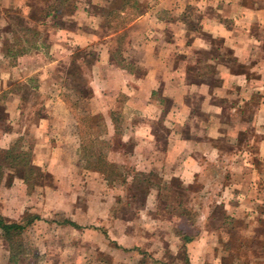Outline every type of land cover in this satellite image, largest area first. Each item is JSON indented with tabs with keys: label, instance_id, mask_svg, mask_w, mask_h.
I'll list each match as a JSON object with an SVG mask.
<instances>
[{
	"label": "crops",
	"instance_id": "1",
	"mask_svg": "<svg viewBox=\"0 0 264 264\" xmlns=\"http://www.w3.org/2000/svg\"><path fill=\"white\" fill-rule=\"evenodd\" d=\"M70 1L67 18L75 28L61 25L53 45L39 40L14 50L0 33V93L9 81L35 90L37 83L29 82L66 71L76 49L92 48L96 59L88 67L89 102L98 103L92 112L103 116L107 139L119 136L117 145L107 147L106 160L122 171L121 189L95 192L92 200L77 202L80 191L71 184L84 176L72 174L76 163L66 153L58 154V140H49L69 133L65 116L50 119L47 111L21 129L16 124L26 100L14 91L4 99L9 128L0 130V149L30 132L38 144L48 145L45 162L39 163L59 168L45 175L57 187H39L41 204L31 198L25 210L40 216L77 214L75 221L86 225L80 211L103 224L97 215L110 213L116 204L106 209L103 197L135 200L132 184L143 176L148 185L137 218L122 219L119 234L107 231L105 246L110 241L121 246L113 263L167 264L168 257L178 262L181 240L188 237L183 257L189 264H264V253L258 250L264 248V0H133L120 11L133 18L126 34L103 27L102 8L112 0H42L45 8L57 3L53 10L49 7L45 21L65 22L61 10ZM31 6L30 0H0V22L9 23L6 11L17 8H26L30 20ZM193 21L198 29L191 27ZM34 57L41 63L32 64ZM50 100L49 95L44 99ZM87 175V182H107L103 171L92 169ZM165 189L171 191L170 204L164 201ZM180 190L187 194L176 202ZM207 200L211 206L204 204ZM216 206L222 221L211 222ZM194 215L203 221L195 222ZM194 223L198 233L193 237L181 224ZM158 229L173 232L165 245L157 239ZM243 247L247 256L239 259ZM144 255L151 262H144ZM8 259L0 241V264Z\"/></svg>",
	"mask_w": 264,
	"mask_h": 264
},
{
	"label": "rangeland",
	"instance_id": "2",
	"mask_svg": "<svg viewBox=\"0 0 264 264\" xmlns=\"http://www.w3.org/2000/svg\"><path fill=\"white\" fill-rule=\"evenodd\" d=\"M41 1L42 0H30V4L32 3L29 14L30 20L26 19V8L12 9L9 10L10 12L2 8L3 11H6V15L9 16V23H5L3 20L0 22V33L5 37L6 46H10L13 49L17 48L18 50L20 46H30L39 42V40L44 43L50 42V44L53 45L57 36V34L54 33L61 25L68 28H75V24L70 22V18H67L72 10L71 1L66 3V7L64 6L61 10L64 12L63 15H66V21L63 23L45 21L44 16L50 11L49 7L51 5L45 8L41 5ZM132 1L133 0H112L108 7L102 8L103 27L113 28L115 31L121 30V33L118 34H126V27L133 18L130 14L127 16L121 15L120 11L124 9L126 3ZM44 4L48 3L44 2ZM56 4L53 2V6H51L50 9L53 10L55 6H57ZM129 9L130 12L133 11V8ZM190 25L192 28L198 29V22H190ZM102 32H106L105 28H103ZM9 56L13 57V54L11 53ZM95 59L96 53L92 48L76 49L71 60V65L66 71H53L50 76L49 72L47 73L49 77L44 78V76H41L37 77L39 80L38 82L37 79L35 82H29L32 85L37 83L35 90L30 89L26 85H22L20 81H9L3 89L4 91L0 93V105L4 107V99L9 96V93L14 91L20 92L22 97L26 100L22 103L23 112L18 119L19 122L16 124L18 125L17 127H21V129L25 127L30 128L32 124L38 121L41 115H47V111L51 113V115H49L50 119H57L58 116L62 119L61 116H65L69 133L62 136L56 135L51 139L49 138V140H58L60 142H56L60 146L58 154L65 156L66 153L69 155V159L72 160L71 163H76L77 167L72 170V174L76 172V174L84 176L83 179H79L81 181L78 183L71 184L72 187L74 186L76 187L75 189L80 191V194L77 195V202L79 203L92 200V194L95 192L111 193L112 191L117 192L121 189L120 177L122 171L114 165H109L110 163L106 160L107 147L112 144L117 145L120 142L119 136L115 134L112 140L107 139L108 132L103 116L98 113L93 114L92 112V110L97 107L98 103L89 102L93 93L89 86L88 67L93 64ZM38 63H41V60L38 57H34L32 59V64ZM55 64L57 65L58 63ZM43 79H45L47 83H43ZM47 95L50 96L51 100L45 103L44 99ZM58 98L61 100H58ZM117 112L118 109L113 113L117 114ZM114 117L116 118V115ZM7 119L8 115L6 113L5 118L0 120V130L9 128ZM116 119L115 123L118 122V117ZM73 132L76 136L73 135ZM17 140L18 142L14 149L15 153L20 151L27 152V159L30 161L29 163L33 165L32 168L27 169L25 173L26 176L30 175L34 177L39 174L52 175V172L55 171L54 173H57L59 171L57 166L48 168L39 163L42 162V164H44L48 145H43L44 143L38 144L35 134L29 132L28 135L25 136V133H23V136L18 137ZM77 143H79L78 147ZM10 147L11 145L8 148ZM75 152L78 153L79 158H77V156L75 157ZM57 155L55 157L56 159ZM98 167L106 168L107 182H98L95 181V179L92 182L85 181L88 171ZM145 180V177L139 176L138 181L132 184L134 185L133 193H135V200L118 199L116 200L117 202H114L111 198L106 200L103 197V201H106L108 204L106 205L108 206L106 209L110 208V204L116 203L115 205H111L110 213H106L105 211L97 215V217L104 222L103 224L98 220L96 222L94 216L92 219V217L89 218V216L85 215L83 212L80 214V211H78V216L79 218L81 216V221L86 225H80L75 221L77 214L51 212L50 214L45 213L42 216L38 215V217L34 219L30 225L26 226L17 237H14V240L22 243L20 249L24 252L18 255V257L32 259L35 258L33 255L37 251L39 257L36 264H115L113 261L117 254H121V250L119 249L121 246L114 245V241H110L109 245L105 246L108 244L106 240L110 238L107 231L111 229V234H119L122 229V219L137 218V211L143 203L145 188L148 185ZM13 181L14 183L12 184ZM11 185L16 188L10 189L9 187H11ZM18 185H23V189H17ZM39 187L43 190L45 187H48L47 190H49V188L54 190L52 188H56L57 184L54 185L53 182L51 183L47 177L44 179L39 178L38 180L33 179L29 181V183H26L23 178L17 176L14 169L5 168L0 184V214L10 221L20 223H24L25 219L28 217L32 218L34 215L37 216V214L27 212L25 209L28 206L27 203L31 201V198H33L31 203L35 202V204H41ZM24 188L27 194L24 193ZM33 191L37 194H33ZM168 193H171V191L165 189L163 191V198H165L164 201L170 204V202H172L170 199L171 194ZM166 194H168V198H166ZM184 194H187V192L183 190L176 192L174 200L176 202H182L184 200ZM29 195L33 196L30 197ZM191 203L195 205L196 208H201V204L196 200ZM204 204H207L206 206H211L208 200L204 201ZM214 210L216 212L215 216L212 214V216H210V221H222V214L219 213L221 210L217 206ZM188 215L190 216V214ZM193 217L195 222L203 221L201 216L194 215ZM215 218L217 220H214ZM66 220L76 224L78 228L71 224H63V221L66 222ZM201 223L202 222H200V224L198 223V225H201ZM194 224L193 227L189 224L181 225L182 229L186 230L185 233L187 232L190 236L194 237L198 233V227L196 223ZM154 232H157V239L162 241V244L168 241L169 238H172L171 233H173L165 229H158ZM169 235H171V237ZM201 237L205 239V232L202 233ZM94 240H96V242ZM0 241L1 245L8 251V243H5V240L2 239L1 236ZM103 242L104 245H101ZM181 242L182 245L180 246L178 255L180 257L179 261L175 262V260H170L171 258L168 257L167 264H185L186 257H183L185 254V241L181 240ZM133 250L136 251V248ZM245 250H247V248L243 247L237 253L239 259L240 256H247ZM258 250L264 253V248H258ZM134 254L138 256L137 252ZM142 258L144 262H151L145 255ZM53 260L55 261L53 262ZM242 264H248V262L244 261Z\"/></svg>",
	"mask_w": 264,
	"mask_h": 264
},
{
	"label": "trees",
	"instance_id": "3",
	"mask_svg": "<svg viewBox=\"0 0 264 264\" xmlns=\"http://www.w3.org/2000/svg\"><path fill=\"white\" fill-rule=\"evenodd\" d=\"M6 116L5 107L3 105H0V120L4 119ZM18 140H15L11 147L8 149H0V184L2 182V178L4 175V169L5 168H12L14 169L15 173H17V176L23 178L26 183H29V181H32L33 179L38 180L39 178L42 179L45 177L43 174L35 175L33 176H26V172L28 168H32L33 165L29 163L30 161L27 159L28 153L24 151H20L18 153H15L14 149L16 148V143ZM113 166V164H109ZM95 170L103 171L105 175L107 176L106 168L105 167H98L94 168ZM26 216V215H25ZM27 217V216H26ZM38 215H34L32 218H26L24 223L16 222V221H10L3 217L0 214V236L2 239L5 240V243H8V252H9V259L8 264H36L37 259L39 257L38 252L36 251L34 253V257L32 259H23L22 257H18L22 252L20 247L22 246L21 242H18L17 240H14V237H17L21 231H23L26 226L30 225L34 219H36ZM63 224H71L72 226L78 228V226L69 220L63 221ZM186 237V235L184 236ZM184 241H188L189 238H183ZM185 264H189L187 258L185 259Z\"/></svg>",
	"mask_w": 264,
	"mask_h": 264
}]
</instances>
